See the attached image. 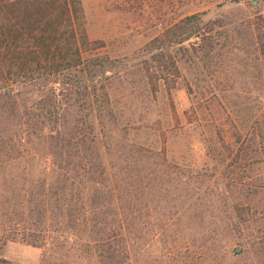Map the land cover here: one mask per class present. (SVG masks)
<instances>
[{"label": "rangeland", "instance_id": "rangeland-1", "mask_svg": "<svg viewBox=\"0 0 264 264\" xmlns=\"http://www.w3.org/2000/svg\"><path fill=\"white\" fill-rule=\"evenodd\" d=\"M80 1L86 37L96 45L86 53L111 64L104 82L113 119L88 117L100 163L116 182L131 179L123 159L135 145L156 151L161 164L145 178L142 197L131 188L125 241L111 237L112 199L80 214L84 231L76 234L46 209L29 224L33 244L0 236V264H264V0ZM195 12V35L159 43L177 71L164 82L145 43ZM73 110L62 113L67 125ZM45 163L20 158L13 167L20 210L24 189L51 175ZM155 211L162 215L152 226ZM2 221L0 228L14 227Z\"/></svg>", "mask_w": 264, "mask_h": 264}, {"label": "trees", "instance_id": "trees-1", "mask_svg": "<svg viewBox=\"0 0 264 264\" xmlns=\"http://www.w3.org/2000/svg\"><path fill=\"white\" fill-rule=\"evenodd\" d=\"M198 21L199 12L187 14L145 43L152 51L151 62L162 72L157 77L164 82L168 74L177 71L172 56L159 43H179L195 35ZM95 46L84 31L80 0H0V173H7L0 185L9 187L0 191V222L7 220L14 225L0 228L2 242L16 235L33 244L27 237L33 232L29 224L36 226L43 220L46 209L54 223L62 218L63 226L71 227L75 234L83 232L80 214L85 217L108 198L117 205L118 223L111 228V237L125 241L126 232L130 233L126 220L130 215L124 214V209L131 188L142 197L148 185L145 178L161 163L154 156L156 151L135 145L123 159H129L124 168L131 179L120 182L113 181V173H106L100 163L88 117L94 111L100 118L113 119L114 113L104 82L108 76L105 72L111 68L110 59L86 53ZM261 50L264 59V48ZM147 64L144 62L143 67L149 74ZM68 108L78 110L69 125L62 114ZM105 148H109L108 143ZM20 158L24 162L43 159L51 170L35 189H24L27 198L22 210L13 176V167ZM85 200L89 209L84 207ZM13 206L18 208L16 212ZM107 211L112 213L108 205ZM33 213L36 218L31 221L28 216ZM159 213L153 215L152 226L162 215ZM97 222L102 224L104 218L98 217ZM19 223L23 225L16 229ZM121 248L126 249V245ZM232 251L239 253L242 249L233 247ZM120 252L117 249V254Z\"/></svg>", "mask_w": 264, "mask_h": 264}]
</instances>
